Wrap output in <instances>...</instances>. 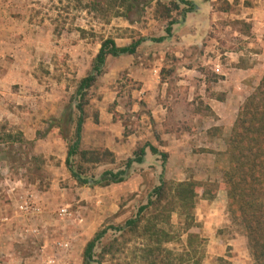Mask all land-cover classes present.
I'll use <instances>...</instances> for the list:
<instances>
[{"label": "rangeland", "instance_id": "1", "mask_svg": "<svg viewBox=\"0 0 264 264\" xmlns=\"http://www.w3.org/2000/svg\"><path fill=\"white\" fill-rule=\"evenodd\" d=\"M6 1L10 4L9 16L20 29L17 37H21L23 42L22 53L20 55L17 53V60L22 65L21 71L35 72L34 77L39 86L32 94L18 93L22 96L19 103L6 99L5 107L0 110V184L8 185L9 190L15 191L11 196L14 197L17 193L19 200L21 197L32 196L39 210L35 216L41 217L49 211L59 221L58 224L62 225L53 227L56 229L59 227L62 231L69 230L68 236L64 234L63 239L55 242L54 254L57 251L56 244L64 241L70 244V251L63 254L70 264H143L135 258L136 241H129L128 237L122 238L121 232L117 229L124 227L128 220L137 217L139 208L147 204L149 194L160 185L163 178L169 183L195 181L202 185H216L218 191L214 192L212 199L203 196L206 187L198 190L199 196L194 210L195 224L191 233L198 234L202 240L201 249L204 256L202 264H215L220 257L232 264H253L248 240L243 230L231 220L223 183V173L229 165L225 152L231 132H226L227 137L224 140L213 139L212 134L210 137L203 132L197 133L198 130L192 132L197 133L196 135L187 137L184 141L181 140L182 134H177L180 141L170 143L168 153L170 161L168 159L165 168L159 163L162 161L160 158L158 162L152 160L147 162L145 159L142 164H134L130 169L125 182L133 180L130 181L133 186L136 181L141 184L133 193H129L123 187L125 182L109 186L104 185L105 180L99 182V179L104 178L105 172L124 170L126 161L133 155L128 159L116 158L115 163L106 161L101 164L88 162L80 155L74 157L71 160L73 170L82 180L90 179L94 182L81 184L72 176L66 163L62 167L57 157L45 158L42 153L46 145L50 142L54 144L57 137L66 141L67 151L73 144L75 122L79 116L75 108L77 88L81 79L92 71L93 62L103 40L113 38L119 47H123L124 44L129 46L138 38H146V42L147 40L150 42L141 45L134 59L133 57L126 59L124 56L108 58L104 66L107 74L101 76L97 86L89 91L90 100L98 96L100 87L108 94L114 90L119 93L120 103L113 105L111 111L119 109L120 113L116 111L115 117L116 119L121 117L126 133L133 131L137 123L142 127V123L136 120L143 111L142 103L133 113L132 108H129L134 102V91L140 88L141 84L128 76L127 68L120 70V66L124 68L134 62L142 69L157 68L162 78L168 81V90H171V86H176L179 78L174 77L178 66L174 51L177 45L172 40L168 44L165 41L162 43L153 41L166 37L168 26L167 21L156 18V1L139 0L140 8L131 12L128 19L115 17L118 3L112 0H3L4 5ZM147 1H152V4ZM172 1L175 0H162L165 4ZM93 2H103L102 8L94 7ZM192 2L200 4V0ZM209 2L217 13L212 27L208 30V35L218 40L213 41L212 50L214 48L220 57L222 43L226 50L229 41L231 48L229 50L244 49L245 65H250L254 53L264 51V25L257 27L251 21L256 6L261 7L257 11L264 20V0H209ZM226 2L234 5L233 12L218 11L225 8ZM181 8L185 6L181 5ZM173 16L178 23L184 20L183 15L179 13H174ZM177 24L173 26L171 37L174 36ZM257 39L261 40V44ZM79 72H86V75L83 78L78 77ZM207 74L211 77L214 73L209 71ZM263 76L264 72H253L248 88L241 92V97H245L246 100ZM185 96V92L179 91L178 97H181L184 103ZM6 97L12 99L13 95L8 94ZM27 102H33V108ZM136 102H139V99H136ZM194 104L197 109L182 106L180 114L187 117L191 111H197L211 116V110L201 100V96L195 95ZM239 110H231V120L235 119L236 122ZM95 112L92 107H86L87 118L88 114L91 116L90 125L87 126V132L91 137L95 132V123L99 121ZM171 119L175 123L170 125L173 129L178 131L192 129L187 125L189 121L182 123L180 117H177V121H180L177 123L176 118ZM59 120H63L60 127L56 125ZM234 124L233 126L226 124L224 128L232 131ZM28 127L31 136L35 137L33 141L26 138L25 134L30 135L28 131H23ZM50 132L54 134L50 135ZM221 132L220 129H216L213 134ZM109 141L104 133L103 145L109 144ZM113 143L116 148L120 146L126 148L121 144V140ZM146 143L148 142L143 141L140 146ZM168 143L164 142V147H168ZM87 146L89 145L81 144L80 150L108 149ZM135 165H139L135 168V173L140 175L139 178L131 174ZM214 189L213 187L212 190ZM5 194L7 195V191ZM65 208L70 214L68 217L61 216V210ZM172 222L176 228L173 233L181 234V243L176 241L169 244L168 248L181 250L182 245L186 244L187 236L180 229L177 214L173 215ZM40 226L35 228L38 229V234L42 231L47 232L50 228ZM102 231H106L107 234L93 251L94 261L85 263L84 253L87 244ZM39 260L42 264L44 258L40 257Z\"/></svg>", "mask_w": 264, "mask_h": 264}, {"label": "crops", "instance_id": "2", "mask_svg": "<svg viewBox=\"0 0 264 264\" xmlns=\"http://www.w3.org/2000/svg\"><path fill=\"white\" fill-rule=\"evenodd\" d=\"M195 5V11L188 13L184 19L185 21L182 20L176 25L174 36L165 41L168 44L172 40L177 45L176 51H174L178 65L174 72V77L178 76L179 78L176 86H171V90H168V81L162 78L161 72H158L157 68L153 70L142 69L140 66H136L134 62L124 68L120 66V70L127 68L129 70L128 76L141 84L140 88L134 91V102L132 107L130 106L129 108H132L133 113L138 105L142 103L143 111L136 117V120L142 123V127L137 123L133 131L128 132L126 136V127L122 124L123 120L121 117H118L119 119L114 118V112L120 113L119 109L110 111L114 104L120 103L119 93L114 90L108 94L100 87L98 96L90 100L88 105L89 108L92 107L93 110H96L95 113L99 121L95 123V132L91 137L87 132V126L90 125L91 119L88 114L82 132L81 144L83 146L89 145L87 148L92 146V148L97 149L108 148L120 160L119 158L128 159L132 157L143 141L158 148L160 152L170 153V143L180 141L178 136H176L177 134L181 133V140L184 141L187 137L190 138L202 132L211 137L210 130L220 129L222 132L217 133L216 136L212 134L211 138L224 140L227 137L226 132H231L224 127L226 124H232L233 126L235 123V119L231 120V110H239L243 105L245 97H241V92H245V89L248 88L253 72H264V51L255 52L253 55L254 59L251 60L250 57V65H245L246 55L244 49L231 51L229 50L230 43L227 41L226 50L222 43V55L219 57V53H216L217 51L214 48L212 50L213 41L218 42V40L208 35V30L212 27L213 19L217 13L214 12L209 0H200V4ZM260 8L256 6V12H251L254 14V18L251 21L257 27L264 25V20L260 12H258ZM10 11V4L6 1L4 5L3 0H0V110L5 107L6 99L19 103L22 100V96L18 95V93L32 94L36 91V87L39 86L34 77L36 76L35 72L21 71L22 65L17 60V56L22 53L23 42L21 37H17L20 29L9 16ZM147 41L146 43L149 44V40ZM257 42L261 44L260 39H257ZM125 46L128 45L124 44L123 47ZM250 55L252 54L250 53ZM124 57L128 59L133 56L126 55ZM108 58L114 59L115 57L110 56ZM209 71L214 73L211 74L213 79L207 74ZM116 73L120 74L122 72ZM106 74L107 72L104 75ZM85 75L86 72L78 73V77L81 78ZM247 78H250V80ZM179 91L180 93L185 92V103L181 97H178ZM8 94L13 95V98H7ZM196 94L201 96V100L210 108L211 116L203 115L197 111H191L187 117L180 114L182 106L191 109L196 108L194 104ZM2 95L4 96L2 97ZM30 98L32 99V97ZM136 99H139V102H136ZM27 103L31 104L33 108V102ZM172 117L176 118L177 123H180V121H177V117H180L182 123L189 121L187 125L192 129L187 131L173 129L170 126L175 124L171 119ZM166 127H169V129H166ZM29 128H24L23 131H28ZM195 130L198 131L193 134L192 132ZM104 133L110 140L109 144L106 145L102 143ZM28 134H30L29 131ZM51 134L53 135L54 133L50 132ZM25 136L30 141L35 139L31 134H25ZM116 140H121V144L125 145L126 148L122 146L116 148L117 146L113 143H116ZM159 141L169 142L168 147L160 145ZM66 147V141L61 137H57L54 140V144L50 142L42 153H44L45 158L57 157L61 166L64 167L68 155ZM160 158V156L153 155L147 149L145 156L147 162H150V160L158 162L157 160ZM159 163L162 165V161ZM138 167L139 165H135L131 174H135V177L139 178L140 175L135 173V168ZM130 181L125 182L126 184L123 187L129 193H133L138 190L141 184L136 181L133 186ZM6 191L7 195L5 194ZM14 192L11 189L9 190L8 185L0 184V264H41L39 258L53 256L55 253V242L63 239L65 237L64 234L68 236L69 230L62 231L59 227L58 229L53 227L61 224H58L59 221L49 211L41 217L35 215L26 216L19 212L18 205L20 200L16 196L17 193H15L16 197L11 196V193L13 194ZM40 225L49 226L48 233L42 231L39 234H34L33 230L40 228ZM63 227L65 226L63 225Z\"/></svg>", "mask_w": 264, "mask_h": 264}, {"label": "trees", "instance_id": "3", "mask_svg": "<svg viewBox=\"0 0 264 264\" xmlns=\"http://www.w3.org/2000/svg\"><path fill=\"white\" fill-rule=\"evenodd\" d=\"M112 1L118 3V12L115 17L128 19L131 12L140 8L139 0ZM155 1L156 18L168 22L167 36L153 40L162 43L171 38L173 26L178 23L173 18V14L179 13L185 19L188 13L195 11L196 5L192 0H175L170 4H165L162 0ZM148 3L152 4V1ZM102 5L103 2H93L94 7L102 8ZM181 5L185 8L182 9ZM233 10L234 5L226 2L225 8L218 11L231 13ZM144 42L146 38H138L129 46L119 47L113 38L103 40L93 62L92 71L79 83L75 107L79 116L75 122L74 141L69 146L66 165L72 176L81 184H87L88 180H82L80 175L73 170L71 160L74 157L80 155L82 159L94 164L106 161L115 163L116 161V155L108 149L80 150L83 127L87 118L86 107L90 103L89 91L97 86L98 79L105 74L104 66L108 57L126 55L135 57ZM115 116L117 114L114 112ZM62 121L59 120L56 125L60 127ZM215 130L212 129L209 133L213 134ZM64 138L66 139L65 136ZM159 143L163 145L164 142L159 141ZM147 149L153 155L161 157L163 168H165L169 159L168 153L160 152L158 148L146 143L138 147L133 157L126 161L124 170L105 172L103 174L104 185L125 182L128 177L127 171L134 164L144 162ZM225 155L228 157L229 165L223 173V183L231 220L243 230L248 240L253 264H264V76L239 110L238 118L227 141ZM203 186L206 187L203 196L207 199L214 198L216 185H202L195 181L169 183L161 178L160 185L149 194L147 204L139 208L137 217L128 220L124 227L117 229L121 232L122 238L128 237L129 241H136V259L143 264H202L204 257L201 249L202 240L198 234L191 233V230L195 224L194 210L199 196L198 190ZM213 187L214 190H212ZM217 187L219 189V186ZM174 214L179 216L180 229L187 236L186 244L182 245L181 250L168 248L169 244L176 241L181 243V234L173 233L176 229L172 222ZM106 234V231L97 233L94 239L87 244L84 253L85 263L94 261L93 251ZM215 264L232 263L220 257Z\"/></svg>", "mask_w": 264, "mask_h": 264}, {"label": "built area", "instance_id": "4", "mask_svg": "<svg viewBox=\"0 0 264 264\" xmlns=\"http://www.w3.org/2000/svg\"><path fill=\"white\" fill-rule=\"evenodd\" d=\"M18 210L24 215H36V213L39 211L36 207L35 200L32 196L21 197L20 198V204L18 205ZM61 216L62 217H68L70 214L68 213V209H62L61 210ZM33 233H38V230L34 229ZM56 248V254L50 257L44 258L42 261V264H70L66 256H63V252H69L70 251V244L68 242H58Z\"/></svg>", "mask_w": 264, "mask_h": 264}, {"label": "water", "instance_id": "5", "mask_svg": "<svg viewBox=\"0 0 264 264\" xmlns=\"http://www.w3.org/2000/svg\"><path fill=\"white\" fill-rule=\"evenodd\" d=\"M129 171H130V170H129ZM129 171H127V173H129ZM102 181H103V179H102V178H101V179H99V182H102ZM88 182H90V183H94V182H93V180H90V179H89V181H88Z\"/></svg>", "mask_w": 264, "mask_h": 264}]
</instances>
